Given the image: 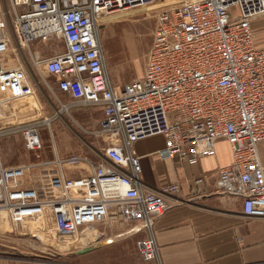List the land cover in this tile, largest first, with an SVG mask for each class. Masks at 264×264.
Returning <instances> with one entry per match:
<instances>
[{
  "label": "built area",
  "instance_id": "built-area-1",
  "mask_svg": "<svg viewBox=\"0 0 264 264\" xmlns=\"http://www.w3.org/2000/svg\"><path fill=\"white\" fill-rule=\"evenodd\" d=\"M156 1L10 0V11L0 6V114L33 94L30 73L15 63L14 35L21 47L61 39L64 51L37 62L55 77L59 93L77 106L102 109L98 133L110 142L98 162L80 155L44 159L41 124L19 128L35 161L6 167L0 153V218L7 214L17 223L51 214L64 236L110 218L142 223L148 236L138 242L141 259L157 260L153 224L172 206L167 195L180 187L148 188L134 145L163 136L166 144L156 154L192 165L215 156L218 142L227 143L232 162L219 170L218 191L242 198L245 216L264 219V0H164L142 78L116 87L100 21ZM81 164L89 167L86 173L67 175L68 166L80 170ZM48 168L55 170L49 194L25 184Z\"/></svg>",
  "mask_w": 264,
  "mask_h": 264
},
{
  "label": "rangeland",
  "instance_id": "rangeland-1",
  "mask_svg": "<svg viewBox=\"0 0 264 264\" xmlns=\"http://www.w3.org/2000/svg\"><path fill=\"white\" fill-rule=\"evenodd\" d=\"M163 1L157 0L158 4L153 7L134 9L124 15H109L100 21L107 70L114 86L122 87L142 78L158 22V9ZM170 1L177 2L166 0ZM0 6L7 11L11 10L10 0H0ZM14 47L19 48L17 53L20 58L15 63L20 62L32 77L33 94L12 102L10 111L0 114V151L4 165L22 161L29 156L19 128L31 122L41 124L39 132L47 150L52 149L53 145L57 146L58 150L88 147L93 149L89 158L98 162L103 155L101 144L105 135L98 133L99 127L94 126V121L101 112L87 114L85 108L77 105L65 110L63 105L71 101L58 92L55 77L47 72L43 64L37 62L38 59L64 51L63 40L56 38L49 42L35 41L29 46L21 47L14 35ZM47 119L51 120L50 124L46 123ZM28 158L35 161L34 156ZM68 167L73 169L71 166ZM79 167L89 170L87 165L81 164ZM50 171L55 170L48 168L47 172L38 170L33 173L35 184L47 194ZM42 174L44 175L41 177ZM75 174L80 175L81 171ZM2 219L0 218V221ZM8 220L6 222L12 228L19 227V231L0 233V250L4 253L0 256L20 264H154L141 259L138 247L140 239H136L130 233L131 225L116 226L123 230L124 235L122 240L119 239L117 242L118 239H113L112 236H110L112 239L103 236L104 231H110L108 226H95L94 230L98 232V237H94L89 231L64 236L55 230L51 214L45 215L42 219L29 217L17 223L9 218ZM23 225L25 230L21 231ZM40 229H44V232L38 231ZM107 241L110 243L105 244ZM93 245L98 247L86 254H78V251ZM101 248L103 250H99Z\"/></svg>",
  "mask_w": 264,
  "mask_h": 264
},
{
  "label": "crops",
  "instance_id": "crops-1",
  "mask_svg": "<svg viewBox=\"0 0 264 264\" xmlns=\"http://www.w3.org/2000/svg\"><path fill=\"white\" fill-rule=\"evenodd\" d=\"M69 101L72 103L65 104L67 107L64 108L65 110L76 105L70 98ZM83 108L88 111L87 114L101 112L94 121V126L99 127V122L103 117L102 109L92 106ZM48 121L51 122L47 119L46 123ZM109 144L110 142L104 139L101 144L102 153ZM165 144L163 136H154L138 141L134 145L137 155L141 157L143 167L141 180L148 188L160 191L169 185L180 187L178 193L166 197L172 203L171 208L154 221L153 236L159 249V257L149 263L264 264V219L245 216L242 198L226 196L218 191L219 170L232 162L231 150L227 143L218 142L215 156L203 158L194 165L179 160L161 159L156 152L164 148ZM92 151L93 149L88 147L58 150L55 145L47 150L44 144L42 156L44 159H53L55 156L64 158L71 155L91 158ZM30 154L22 161L10 162L5 166L15 167L31 163L33 160L28 157L34 155ZM259 157L264 167V142L259 145ZM80 170H82L81 173L87 171L81 167ZM78 171L68 169L67 175L78 176L75 174ZM44 174L41 177L43 175L46 177V173ZM25 184L40 188L30 177L26 179ZM1 218L3 219L0 221V233L19 231V227L12 228L6 222L9 221L7 214H3ZM119 225L121 224L115 219L110 218L100 223L99 227H110V231H104L103 236L106 235L109 238L112 236L113 239H118V242L124 236L123 230L117 228ZM22 227L21 231L25 230L24 225ZM130 227V233L136 239L148 236L142 223H134ZM38 231L44 232V229ZM89 232L93 234L96 232L93 236L98 237L96 230H89ZM109 243L110 241H107L105 244ZM0 254L4 253L0 250ZM0 264L20 263L0 256Z\"/></svg>",
  "mask_w": 264,
  "mask_h": 264
},
{
  "label": "water",
  "instance_id": "water-1",
  "mask_svg": "<svg viewBox=\"0 0 264 264\" xmlns=\"http://www.w3.org/2000/svg\"><path fill=\"white\" fill-rule=\"evenodd\" d=\"M93 250H95V249L85 248L84 250L79 251L78 254H86V253H88V252H90V251H93Z\"/></svg>",
  "mask_w": 264,
  "mask_h": 264
},
{
  "label": "bare ground",
  "instance_id": "bare-ground-1",
  "mask_svg": "<svg viewBox=\"0 0 264 264\" xmlns=\"http://www.w3.org/2000/svg\"><path fill=\"white\" fill-rule=\"evenodd\" d=\"M126 13H127V12H124V13H122V15H124V14H126ZM49 122H50V121H48V123H49ZM90 234H92V235L95 236V235H96V232H95L94 234L90 232ZM96 237H97V236H96ZM94 247H95V246H94ZM94 247H93V248H92V247H85V248L94 249ZM85 248H84V249H85ZM78 252H79V251H78Z\"/></svg>",
  "mask_w": 264,
  "mask_h": 264
}]
</instances>
